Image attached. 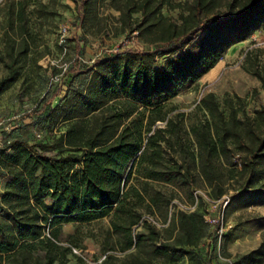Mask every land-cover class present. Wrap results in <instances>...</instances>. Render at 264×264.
I'll use <instances>...</instances> for the list:
<instances>
[{
    "label": "trees",
    "instance_id": "1",
    "mask_svg": "<svg viewBox=\"0 0 264 264\" xmlns=\"http://www.w3.org/2000/svg\"><path fill=\"white\" fill-rule=\"evenodd\" d=\"M31 1L6 0L0 61L7 75L0 91L20 76L30 52ZM33 1L42 10L58 2ZM72 1L87 9L93 0ZM165 9L180 12L174 17ZM120 22L137 32L139 43L97 59L86 84L51 108L53 123L64 129L50 142L15 138L0 153V171L8 176L0 196V264H68L72 249L59 238L62 226L109 216L114 249L123 256L108 255L103 264L191 258L210 225L198 209L171 211L174 199L156 183L191 191L193 200L200 182L216 199L231 181L237 190L264 188V104L250 115L239 94L222 106L208 92L188 126L185 112L168 107L264 27V0H123ZM161 49L167 52L159 65ZM246 70L264 90V69ZM135 173L140 186L131 183ZM146 200L150 213L174 217L168 235L144 216L139 204ZM233 264H264V240Z\"/></svg>",
    "mask_w": 264,
    "mask_h": 264
},
{
    "label": "rangeland",
    "instance_id": "2",
    "mask_svg": "<svg viewBox=\"0 0 264 264\" xmlns=\"http://www.w3.org/2000/svg\"><path fill=\"white\" fill-rule=\"evenodd\" d=\"M42 2L48 4L49 0ZM122 3L123 0H93L90 8L84 9L72 0H58L49 9L42 10L35 1L30 2V52L21 60L20 76L0 91V153L15 138L30 144L52 141L64 127L53 123L51 108L66 93L72 94L86 84L89 68L97 59L119 49L134 48L139 43L138 34L121 25ZM6 10V0H0V53L6 41ZM179 12L164 10L166 15L174 17H178ZM64 26L68 27L66 34L61 33ZM165 52L167 49L160 50L159 65L163 63ZM254 64L264 69V27L231 48L215 69L203 76L196 86L175 97L168 107L185 112L188 126L198 116L197 104L206 93L214 92L222 106L228 95L239 94L245 98L244 111L254 115L264 104L261 81L246 70ZM6 75L7 70L0 61V80ZM57 90L59 95L52 98ZM44 153L59 156L55 150ZM7 180L8 176L0 171V196ZM131 183L140 186L136 173ZM156 185L174 201L195 206L204 213L206 220L223 217L229 225L221 241L220 253L217 250L219 240L211 233L194 248L191 258L180 255L176 261L159 264H208L210 261L213 264H233L241 255L258 248L264 240V188L237 190V183L231 181L225 186L226 193L216 199L210 195L208 186L200 182L195 191L197 197L193 200L191 191L185 192L164 183ZM146 204L147 200L139 204L144 216L163 232L175 227L174 217L170 220L159 211L150 213ZM177 207L174 203L176 210ZM136 230L144 231L140 226ZM59 238L72 249L68 264H103L108 255L123 256L114 249L117 238L112 233L111 216L89 223L64 224ZM211 247L214 249L212 253Z\"/></svg>",
    "mask_w": 264,
    "mask_h": 264
},
{
    "label": "built area",
    "instance_id": "3",
    "mask_svg": "<svg viewBox=\"0 0 264 264\" xmlns=\"http://www.w3.org/2000/svg\"><path fill=\"white\" fill-rule=\"evenodd\" d=\"M67 32H68V27L67 26L62 27L61 33L62 34H66ZM135 33L137 35V32H135ZM196 195H197V192H196ZM174 203H176V205L178 206L177 207L178 209L185 210V211H188V212L189 211H193V210L196 209L195 206H190V205H187V204H184V203L180 202L179 200H175L173 202L172 206H171V211H173V209H175L174 208ZM207 221H208V223L210 225L211 233H213L214 236L216 238H218V240H219V246L217 247V250L220 253L221 241H222L223 237L226 235V231H227V229H229L228 228L229 225L224 220L223 217H219V218H215V217L214 218H209ZM223 260H226V259L223 258ZM208 264H213V262L210 261Z\"/></svg>",
    "mask_w": 264,
    "mask_h": 264
},
{
    "label": "crops",
    "instance_id": "4",
    "mask_svg": "<svg viewBox=\"0 0 264 264\" xmlns=\"http://www.w3.org/2000/svg\"><path fill=\"white\" fill-rule=\"evenodd\" d=\"M218 63H219V62H218ZM215 67H216V66H215ZM215 67H214V68H215ZM212 69H213V68H212ZM212 69H211L208 73H210V72L212 71ZM208 73H206V74H208ZM206 74H205V75H206ZM205 75H204V76H205Z\"/></svg>",
    "mask_w": 264,
    "mask_h": 264
}]
</instances>
